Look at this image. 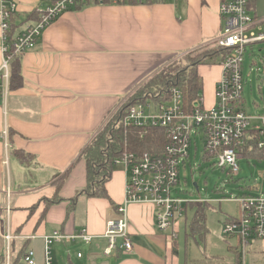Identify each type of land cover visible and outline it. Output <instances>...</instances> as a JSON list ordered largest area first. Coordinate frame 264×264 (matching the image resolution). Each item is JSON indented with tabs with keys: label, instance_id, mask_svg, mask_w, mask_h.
<instances>
[{
	"label": "crops",
	"instance_id": "crops-1",
	"mask_svg": "<svg viewBox=\"0 0 264 264\" xmlns=\"http://www.w3.org/2000/svg\"><path fill=\"white\" fill-rule=\"evenodd\" d=\"M16 1L14 25L20 31L36 19L39 3ZM176 3L89 5L69 12L44 32L36 49L19 58L24 87L11 91L6 104L0 99V132L12 133L8 148L0 141V256L10 230L11 264H24L27 249H34L43 264L45 235L85 229L98 237L116 217L125 199V170L114 171L105 184L108 199L88 197L82 152L130 91L210 46L222 32L220 0H181L180 13ZM2 60L0 45V67ZM219 62L198 68L207 109L216 104ZM16 151L28 159L21 161ZM128 218L132 253L105 257V242L97 239L92 245H55V264H187L170 237L157 230L154 208L131 205Z\"/></svg>",
	"mask_w": 264,
	"mask_h": 264
},
{
	"label": "built area",
	"instance_id": "built-area-1",
	"mask_svg": "<svg viewBox=\"0 0 264 264\" xmlns=\"http://www.w3.org/2000/svg\"><path fill=\"white\" fill-rule=\"evenodd\" d=\"M155 1L166 0H38L34 11L36 19L17 31L14 25L17 1L0 0V45L3 57L0 99L6 104L11 93L12 61L36 49L44 32L63 15L89 5L147 4ZM219 13L222 32L211 46L227 50V55L219 62L222 77L216 86L215 106L204 108L203 100L199 98L195 108L189 112L178 88H172L166 100L146 103H133L140 86L130 91L109 113L100 132L119 117V122L122 121L127 128L161 130L164 147L142 155L125 152L118 158L114 166H121L126 173L125 199L117 206L116 217L107 222L104 234L96 237L82 229L74 234L56 231L45 235L43 264H55V245H92L97 239L105 242L102 251L105 257L118 252L132 253L134 242L128 218L131 205L154 208L157 230L172 232L169 237L172 240L177 238V226L193 202L176 196L174 190L180 184L181 168L186 170L190 166L193 139L195 157L198 153L197 141L202 138L205 159H210V163H215L219 169L232 176L238 175L241 159L264 161V117L247 114L243 98L244 55L248 46L264 42V15L257 14L256 0H220ZM9 137L7 128L0 132V141L7 148ZM235 202L239 204V216L227 220L222 233L236 241L237 252L243 259L253 244L264 242V187L258 192L253 191L246 199ZM13 238L10 230L3 235L5 264L12 262ZM29 239L34 240L36 237ZM77 257L82 258L83 254L79 252ZM22 260L24 264H38L34 249H27Z\"/></svg>",
	"mask_w": 264,
	"mask_h": 264
},
{
	"label": "rangeland",
	"instance_id": "rangeland-1",
	"mask_svg": "<svg viewBox=\"0 0 264 264\" xmlns=\"http://www.w3.org/2000/svg\"><path fill=\"white\" fill-rule=\"evenodd\" d=\"M179 2L167 0V4H178L176 7L180 13L183 3ZM257 14L264 15V0H257ZM199 51L200 49L196 50ZM243 79L246 113L253 117H264V42L246 48ZM194 146L193 139L190 166L186 170L181 168L180 184L174 190L176 196L192 201L193 206H188L179 222L177 238H170L168 241L178 247L179 260L183 263L226 264V261L231 260L235 262L237 254L233 250L237 243L234 239L224 236L222 231L227 220L239 216V204L235 201L246 199L253 191L258 192L264 187V161L241 159L238 175L232 176L219 169L215 163H210V159H205L202 138L197 141L196 157ZM114 169V173H118L121 166ZM199 208L205 212V229L193 233L192 222ZM163 234L170 236L172 232ZM244 264H264V242H258L249 248Z\"/></svg>",
	"mask_w": 264,
	"mask_h": 264
},
{
	"label": "trees",
	"instance_id": "trees-1",
	"mask_svg": "<svg viewBox=\"0 0 264 264\" xmlns=\"http://www.w3.org/2000/svg\"><path fill=\"white\" fill-rule=\"evenodd\" d=\"M158 1L147 3L155 4ZM199 52L174 61L160 73L148 78L137 91L133 103L147 101L158 102L169 98V91L178 88L182 92L184 106L191 112L199 98L203 97L204 83L199 75L201 65H214L227 55V50L213 49L210 46L199 48ZM198 51V49H197ZM196 56V59H194ZM188 57V58H186ZM24 87L20 59L11 63L10 90L17 91ZM119 117L113 120L82 152L81 158L87 165L88 185L83 191L88 197L108 199L105 184L114 172V162L125 152L142 155L153 153L164 147V137L161 130L133 129L124 127ZM12 135V133H10ZM15 156L26 161L29 155L16 151ZM196 205V204H195ZM193 206V205H191ZM202 206V205H196ZM205 212L199 208L192 222V232L198 233L205 229ZM237 251V249H236ZM0 264H4V256H0ZM200 264V263H196ZM212 264V263H205ZM218 264V263H216ZM235 264H243L241 255L237 252Z\"/></svg>",
	"mask_w": 264,
	"mask_h": 264
}]
</instances>
